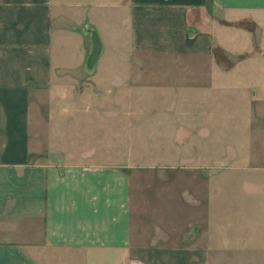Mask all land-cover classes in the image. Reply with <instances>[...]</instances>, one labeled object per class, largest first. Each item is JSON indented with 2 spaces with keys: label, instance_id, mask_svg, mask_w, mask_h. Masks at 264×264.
Instances as JSON below:
<instances>
[{
  "label": "crops",
  "instance_id": "crops-1",
  "mask_svg": "<svg viewBox=\"0 0 264 264\" xmlns=\"http://www.w3.org/2000/svg\"><path fill=\"white\" fill-rule=\"evenodd\" d=\"M263 63L264 0H0V264H220L232 250L184 196L148 195L138 240L132 181L154 167L138 135L191 130L179 101L135 96L207 90L232 137L238 114L248 127L263 114Z\"/></svg>",
  "mask_w": 264,
  "mask_h": 264
},
{
  "label": "rangeland",
  "instance_id": "rangeland-1",
  "mask_svg": "<svg viewBox=\"0 0 264 264\" xmlns=\"http://www.w3.org/2000/svg\"><path fill=\"white\" fill-rule=\"evenodd\" d=\"M104 55L107 52L104 51ZM96 57L95 66L106 72L121 71L125 64L119 60L120 56ZM100 61L102 65H98ZM185 64L191 65V62ZM259 67L264 68V63ZM145 68L148 66L137 67L139 70ZM167 68L173 66L169 64ZM139 70V74L144 72ZM139 79L137 81L141 83ZM184 79L192 81L194 77L186 72ZM178 88L175 86V90L170 88L164 93H137L136 99L132 98L140 102L179 101L183 104L179 110H183L184 121L188 123L185 127L191 130L183 141L178 142L165 141L161 136L148 141L147 135H138L137 150L151 152L148 163L154 165L148 170L139 167L132 181L136 196V207H133L136 218L133 221L138 240L141 243L148 241V195H167L170 202L184 196L187 217L190 214L192 218L194 212L201 213L202 217L207 214L213 243L232 250L217 253L220 264H264V109L259 120L256 117L249 127L241 124L238 114L237 122L233 121L230 127L231 137L226 133L222 111L217 112L219 118L213 124V107L209 104L207 90L197 92L194 88H187L179 92ZM122 100L127 101L126 98ZM251 124L256 127L254 134L249 131ZM144 159L138 158V162L143 163ZM171 164L183 168L165 167ZM192 198L195 202H188ZM205 202H208L206 208ZM193 207L196 210L191 209ZM204 224L202 220V227Z\"/></svg>",
  "mask_w": 264,
  "mask_h": 264
}]
</instances>
